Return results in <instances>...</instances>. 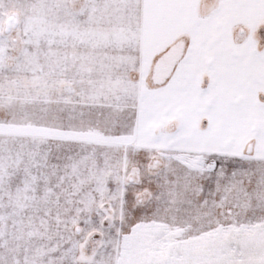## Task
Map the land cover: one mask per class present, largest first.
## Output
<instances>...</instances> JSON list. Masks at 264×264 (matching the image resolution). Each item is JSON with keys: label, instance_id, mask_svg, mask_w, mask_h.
Returning a JSON list of instances; mask_svg holds the SVG:
<instances>
[{"label": "snow or ice", "instance_id": "6c2138e0", "mask_svg": "<svg viewBox=\"0 0 264 264\" xmlns=\"http://www.w3.org/2000/svg\"><path fill=\"white\" fill-rule=\"evenodd\" d=\"M0 264H264V0H0Z\"/></svg>", "mask_w": 264, "mask_h": 264}]
</instances>
